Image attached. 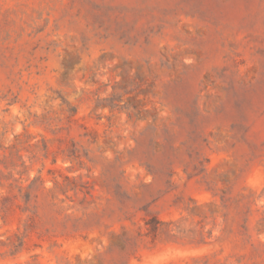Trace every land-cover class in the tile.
<instances>
[{
    "label": "rangeland",
    "instance_id": "1",
    "mask_svg": "<svg viewBox=\"0 0 264 264\" xmlns=\"http://www.w3.org/2000/svg\"><path fill=\"white\" fill-rule=\"evenodd\" d=\"M0 264H264V0H0Z\"/></svg>",
    "mask_w": 264,
    "mask_h": 264
},
{
    "label": "trees",
    "instance_id": "2",
    "mask_svg": "<svg viewBox=\"0 0 264 264\" xmlns=\"http://www.w3.org/2000/svg\"><path fill=\"white\" fill-rule=\"evenodd\" d=\"M157 229V226H153L152 230L155 231Z\"/></svg>",
    "mask_w": 264,
    "mask_h": 264
}]
</instances>
